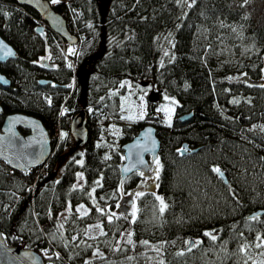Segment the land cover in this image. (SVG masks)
Wrapping results in <instances>:
<instances>
[{
	"label": "trees",
	"instance_id": "trees-1",
	"mask_svg": "<svg viewBox=\"0 0 264 264\" xmlns=\"http://www.w3.org/2000/svg\"><path fill=\"white\" fill-rule=\"evenodd\" d=\"M47 1L76 37L70 51L47 27L37 31L31 9L0 0V37L16 56L0 63L9 81L0 124L9 113L32 115L51 141L35 169L10 173L0 163L6 244L37 251L44 264H264V214L246 218L264 208V0ZM163 32L171 47L160 61ZM44 51L47 60L34 62ZM140 82L175 101L170 124L156 127L154 190L139 172L120 184V147L141 123L101 119L118 117L121 97ZM155 105L144 117L153 123ZM80 110L87 140L75 149L69 121ZM183 142L198 149L178 156ZM139 187L135 215L120 210Z\"/></svg>",
	"mask_w": 264,
	"mask_h": 264
},
{
	"label": "water",
	"instance_id": "water-1",
	"mask_svg": "<svg viewBox=\"0 0 264 264\" xmlns=\"http://www.w3.org/2000/svg\"><path fill=\"white\" fill-rule=\"evenodd\" d=\"M17 6L31 9L38 18L45 23L56 36L68 45H74L76 37L70 33L65 19L55 12L47 0H12ZM37 31H42L38 27ZM14 49L0 37V63L15 59ZM44 83V80H39ZM9 85L8 79L0 73V86ZM139 85L146 86V82ZM162 90L150 89L147 93V102L152 106L160 97ZM0 106V113H1ZM192 113L180 114L176 120L185 122ZM86 113L83 110L76 112L69 121V136L74 148L82 147L87 140ZM160 141L155 124L146 122L137 131L136 135L121 145L122 163L119 167L120 184L132 172H148L157 159ZM198 148H189L183 142L176 150L178 156L192 153ZM50 137L38 118L21 112H13L3 116L0 124V161L11 170L24 173L44 164L50 155ZM222 173V172H220ZM218 173L226 183V179ZM131 201H128V204ZM264 214V208L256 210L246 216L247 219ZM191 241L188 246L191 245ZM0 264H44L40 253L25 247L7 245L0 233Z\"/></svg>",
	"mask_w": 264,
	"mask_h": 264
},
{
	"label": "rangeland",
	"instance_id": "rangeland-1",
	"mask_svg": "<svg viewBox=\"0 0 264 264\" xmlns=\"http://www.w3.org/2000/svg\"><path fill=\"white\" fill-rule=\"evenodd\" d=\"M193 0H180L181 3H184L186 5H189ZM157 40L160 47V61H163V58L167 57L169 53V49L171 47V37L168 33L163 32L157 36ZM61 49L63 48V45L59 43ZM71 45L66 44V50H71ZM47 60V51H44V53L39 56L37 59L34 60L36 63H42L43 61ZM264 81V78H262ZM126 85H129L128 82H125ZM150 89H155L148 84L146 86H139L137 83L134 84V86H131V89L127 94L121 97L120 100V110H119V116L114 118L112 116H108L106 118L101 117V119L105 120V123L109 127L113 126H123V125H130L134 122H139L141 125L145 124L146 122L153 123L152 120L145 119V114L148 112V105L150 104L147 102L146 96ZM157 90V89H155ZM156 104V105H155ZM153 105L156 106L155 113L159 116L160 121L153 123L157 127L159 126H166L170 124L171 119L174 117V105L175 101L169 97H165L160 94V97L156 103ZM90 108L87 109L89 111ZM167 110V114L165 112ZM63 112V111H62ZM142 116V118H141ZM144 118V119H143ZM64 129L62 132L56 131L57 138L55 141L58 140V137L64 133ZM158 159H156L153 164L152 168L145 173H140V177L142 179V182H145L146 184H149L147 188H150L154 190V178L158 171ZM79 176L76 179V186H78L81 182L79 180ZM143 191V188L139 187L137 190L128 191L125 193L122 197V203L118 205L120 210L129 212L131 215H133V205L134 200L136 199L137 193H140ZM128 200H131V203L128 205L126 202ZM78 212L82 213L84 210L82 207L76 208ZM68 214V208H65L64 210L60 211L58 213L59 218L63 219L65 215ZM99 231V229L95 226L92 230H90L91 234H96Z\"/></svg>",
	"mask_w": 264,
	"mask_h": 264
},
{
	"label": "snow or ice",
	"instance_id": "snow-or-ice-1",
	"mask_svg": "<svg viewBox=\"0 0 264 264\" xmlns=\"http://www.w3.org/2000/svg\"><path fill=\"white\" fill-rule=\"evenodd\" d=\"M52 2H53V3H58L59 0H52ZM165 112H166V114H167V110H165ZM141 118H142V116H141ZM81 163H82V162H81ZM213 171H215V172H217V173H220V169H219V168H214ZM220 174L222 175V173H220ZM137 195H140V193H137ZM157 199L161 201V205H162V207H161L160 210H161V212H163V211H164V208L166 207V205L163 204V200H162V198L157 197ZM133 215H135V205H133ZM97 227H99V225H97ZM205 235H206V236H209V237L212 238L213 240L216 239V237L213 236V235H212L211 233H209V232H206ZM257 239H260V238L257 237ZM144 243H147V242H144ZM259 246H261V245H257V247H259Z\"/></svg>",
	"mask_w": 264,
	"mask_h": 264
},
{
	"label": "built area",
	"instance_id": "built-area-1",
	"mask_svg": "<svg viewBox=\"0 0 264 264\" xmlns=\"http://www.w3.org/2000/svg\"><path fill=\"white\" fill-rule=\"evenodd\" d=\"M42 25H45L44 23H42V22H40ZM56 138H57V136H56ZM58 139H59V137H58ZM58 141V140H57ZM2 164V163H1ZM3 165V164H2ZM5 168H7L5 165H3ZM7 170H8V172H12V170H10L9 168H7ZM36 180V175H33L32 176V182H34ZM30 187V189L33 187V186H29ZM27 188V187H26Z\"/></svg>",
	"mask_w": 264,
	"mask_h": 264
},
{
	"label": "flooded vegetation",
	"instance_id": "flooded-vegetation-1",
	"mask_svg": "<svg viewBox=\"0 0 264 264\" xmlns=\"http://www.w3.org/2000/svg\"><path fill=\"white\" fill-rule=\"evenodd\" d=\"M62 45H63V50H65V48H66V43L64 42V41H62ZM158 161V160H157ZM152 168V167H151Z\"/></svg>",
	"mask_w": 264,
	"mask_h": 264
},
{
	"label": "bare ground",
	"instance_id": "bare-ground-1",
	"mask_svg": "<svg viewBox=\"0 0 264 264\" xmlns=\"http://www.w3.org/2000/svg\"><path fill=\"white\" fill-rule=\"evenodd\" d=\"M64 41V40H63ZM65 42V41H64ZM66 43V42H65ZM75 48V47H74ZM74 51V50H73ZM190 147V146H189Z\"/></svg>",
	"mask_w": 264,
	"mask_h": 264
}]
</instances>
